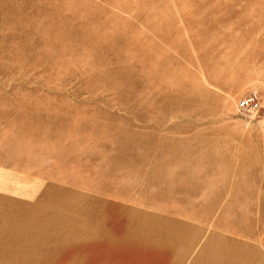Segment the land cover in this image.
<instances>
[{
    "label": "rangeland",
    "instance_id": "1",
    "mask_svg": "<svg viewBox=\"0 0 264 264\" xmlns=\"http://www.w3.org/2000/svg\"><path fill=\"white\" fill-rule=\"evenodd\" d=\"M0 264H264V0H0Z\"/></svg>",
    "mask_w": 264,
    "mask_h": 264
},
{
    "label": "built area",
    "instance_id": "2",
    "mask_svg": "<svg viewBox=\"0 0 264 264\" xmlns=\"http://www.w3.org/2000/svg\"><path fill=\"white\" fill-rule=\"evenodd\" d=\"M258 105L259 96L256 91H250L237 102V108L243 111H254L258 108Z\"/></svg>",
    "mask_w": 264,
    "mask_h": 264
},
{
    "label": "crops",
    "instance_id": "3",
    "mask_svg": "<svg viewBox=\"0 0 264 264\" xmlns=\"http://www.w3.org/2000/svg\"><path fill=\"white\" fill-rule=\"evenodd\" d=\"M127 206H129L131 209H140V210H143V211H149L150 209H152L150 206H148V205H141V206H143V207H140V206H137L136 204L134 205V204H127ZM146 207V208H145ZM148 208H150V209H148ZM136 211V210H135ZM135 230H136V228H135ZM214 242H216V240H214Z\"/></svg>",
    "mask_w": 264,
    "mask_h": 264
}]
</instances>
